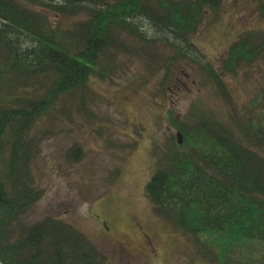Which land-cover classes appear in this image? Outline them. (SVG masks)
<instances>
[{
    "label": "trees",
    "instance_id": "trees-1",
    "mask_svg": "<svg viewBox=\"0 0 264 264\" xmlns=\"http://www.w3.org/2000/svg\"><path fill=\"white\" fill-rule=\"evenodd\" d=\"M219 1L0 0V264H108L67 222L23 223L42 194L29 132L59 102L83 108L92 76L105 80L135 61L142 87L156 81L151 96L161 101L170 103L174 69L184 64L196 65L231 101L222 78L259 59L264 36L240 35L220 66L202 60L192 37ZM229 112L218 117L198 101L181 117L166 108L173 133L153 148L145 195L154 216L189 239L203 264H264V155L254 149L264 137Z\"/></svg>",
    "mask_w": 264,
    "mask_h": 264
},
{
    "label": "rangeland",
    "instance_id": "rangeland-1",
    "mask_svg": "<svg viewBox=\"0 0 264 264\" xmlns=\"http://www.w3.org/2000/svg\"><path fill=\"white\" fill-rule=\"evenodd\" d=\"M262 4L220 0L192 37L202 60L220 66L240 35L264 36ZM199 70L175 67L168 103L151 96L159 91L156 81L142 87V66L135 61L105 80L92 76L83 108L59 102L38 118L28 139L35 145L30 165L42 194L23 223L46 217L67 222L100 248L108 264H203L192 242L152 212L145 187L155 170L153 148L173 133L162 118L166 108L181 117L196 101L218 117L237 111L264 137V53L222 78L231 101L217 96ZM254 149L264 155V145Z\"/></svg>",
    "mask_w": 264,
    "mask_h": 264
},
{
    "label": "flooded vegetation",
    "instance_id": "flooded-vegetation-1",
    "mask_svg": "<svg viewBox=\"0 0 264 264\" xmlns=\"http://www.w3.org/2000/svg\"><path fill=\"white\" fill-rule=\"evenodd\" d=\"M106 228V227H105Z\"/></svg>",
    "mask_w": 264,
    "mask_h": 264
}]
</instances>
